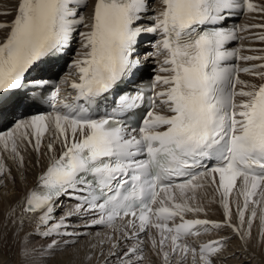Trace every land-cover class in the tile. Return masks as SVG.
Segmentation results:
<instances>
[{
    "label": "snow or ice",
    "instance_id": "obj_1",
    "mask_svg": "<svg viewBox=\"0 0 264 264\" xmlns=\"http://www.w3.org/2000/svg\"><path fill=\"white\" fill-rule=\"evenodd\" d=\"M155 3L159 7L154 0H14L13 9L0 10V16H12L0 21V108L47 103L52 109L0 133V151L22 162L19 144L40 152L45 134L52 132L41 153L47 165L37 186L0 223V255L19 245L20 264H52L90 235L69 231L71 217L88 218L85 228L119 232L100 241L110 245L116 264H144L140 234L150 229L158 233L151 245L164 264H172L177 253L181 262L191 254L193 264H215L233 236L247 251L257 211L253 208L247 222L245 214L250 203L264 201V71H257L264 65L241 68L231 61L264 57L226 48L241 29L224 25L237 13L264 12V6L252 0ZM77 37L82 51L60 84L49 88L48 81L29 79L44 71L43 64L63 59ZM142 37H158L145 59L155 57L163 74L121 91L142 66L137 51ZM241 72L260 82L241 79ZM145 89L151 93L149 108L141 113ZM37 90L41 96L29 97ZM5 171L0 163V176ZM206 179L217 185L224 219H185L187 213H205L193 202ZM238 180L243 204L237 200L234 223L230 197ZM62 196L76 204L57 220L54 211ZM255 196L259 199H251ZM260 219L264 224V212ZM201 229H230L232 235L188 243ZM260 236L264 242V231ZM132 239L135 244L124 246ZM89 247L94 252L98 245ZM104 264H110L108 258Z\"/></svg>",
    "mask_w": 264,
    "mask_h": 264
},
{
    "label": "bare ground",
    "instance_id": "obj_2",
    "mask_svg": "<svg viewBox=\"0 0 264 264\" xmlns=\"http://www.w3.org/2000/svg\"><path fill=\"white\" fill-rule=\"evenodd\" d=\"M258 6H264V0H252ZM14 8V0H0V10H11ZM12 16H0V21H10ZM241 26L256 25L246 31L248 35H245L244 39L239 43L240 47H248V50H243V56H250L252 54H259L261 51L250 50L253 47H258L264 45V42H254L250 40L254 36L263 35L264 27H259L264 25V12H246L244 18L240 20ZM4 31L0 30V39H3ZM238 45V46H239ZM147 53L141 54L140 59L150 65V58L145 59ZM142 57V58H141ZM256 59L253 61H259ZM50 69V68H49ZM52 75L53 68L49 70ZM150 70L143 71L141 77L147 76ZM240 78L246 81H251L253 83H259V78H253L245 73L240 74ZM8 117V116H7ZM52 132L45 134L41 151L37 152L34 150L32 145L25 143H20L18 147V153L23 156V161L21 162L19 158L13 159L10 151H3L2 159L0 163L3 164L6 171L2 176H0V223L5 219V214L10 207L15 205L17 201H20L29 191L37 186L38 177L45 169L47 165V158L42 156L41 153L44 152V146L51 142ZM34 139V138H33ZM57 152L59 153V144L57 143ZM218 182V180H217ZM205 187L199 190L196 200L193 203L199 204L205 209V213L192 214L201 217H209L214 219H224V209L220 203V192L217 190V185L212 183L209 179L204 181ZM240 187V181H237V188L233 189L230 197V204L233 209V221L238 223V217L236 213V203L239 200L241 206L243 204V196L239 195L237 189ZM251 199H259L258 196L252 197ZM179 202V200L177 201ZM72 202H65L57 204L54 211L55 219H59L65 212L72 209ZM255 208L257 211V218L252 225V238L249 241L247 251L242 248V241L233 236V238L228 242L226 250L221 253V255L215 260V264H264V242L261 241L260 233L264 231V224L261 223V213L264 212V201H261L259 206L249 204L248 211L245 214V221L247 222L251 211ZM21 211L17 208V214ZM39 213H37V216ZM72 225L69 231H81L90 233L80 239L77 246L69 248L66 252L58 254L52 264H104L105 258H108L110 264H116L115 259L109 257V247L110 245L105 242L103 244L100 241H107L109 237L116 235L119 236V232H113L112 228L107 226H92L83 227L87 218H77L71 217L67 221ZM33 223L30 227H34ZM247 225L245 224V227ZM121 227L120 222H117L116 228ZM205 234V233H204ZM232 235L230 229L215 230L212 229L206 235H201L202 238H212V237H222ZM159 238L158 233L155 229L148 230L147 234L141 233L140 240L143 241L141 245V252L139 255L144 257V264H164L163 256L157 255L156 251L152 248L151 238ZM38 243H44V241H38ZM135 244L136 240L132 239L130 242L126 241L124 246L128 244ZM188 243L193 244L192 239H188ZM91 244H97L98 247L93 250L89 247ZM101 250L103 255H101ZM164 251H169V247L166 246ZM91 256V260L87 257ZM23 259L22 254L19 252V245L15 248H6L2 255H0V264H20ZM172 264H193L191 254L188 255L186 261H180L179 253L174 254L170 257ZM199 264V261H197Z\"/></svg>",
    "mask_w": 264,
    "mask_h": 264
},
{
    "label": "rangeland",
    "instance_id": "obj_3",
    "mask_svg": "<svg viewBox=\"0 0 264 264\" xmlns=\"http://www.w3.org/2000/svg\"><path fill=\"white\" fill-rule=\"evenodd\" d=\"M142 58V57H141ZM56 207H57V205H56Z\"/></svg>",
    "mask_w": 264,
    "mask_h": 264
}]
</instances>
